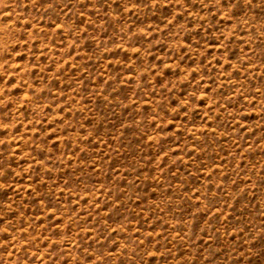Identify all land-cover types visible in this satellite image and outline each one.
Wrapping results in <instances>:
<instances>
[{"label":"rangeland","instance_id":"374dc122","mask_svg":"<svg viewBox=\"0 0 264 264\" xmlns=\"http://www.w3.org/2000/svg\"><path fill=\"white\" fill-rule=\"evenodd\" d=\"M0 264H264V0H0Z\"/></svg>","mask_w":264,"mask_h":264}]
</instances>
